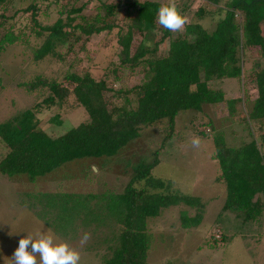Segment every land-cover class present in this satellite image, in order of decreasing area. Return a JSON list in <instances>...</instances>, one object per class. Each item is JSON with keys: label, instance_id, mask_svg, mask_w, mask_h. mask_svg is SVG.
I'll list each match as a JSON object with an SVG mask.
<instances>
[{"label": "trees", "instance_id": "trees-1", "mask_svg": "<svg viewBox=\"0 0 264 264\" xmlns=\"http://www.w3.org/2000/svg\"><path fill=\"white\" fill-rule=\"evenodd\" d=\"M11 1L0 0V50L20 38L12 32L13 24H4L5 11ZM202 1L214 8L209 9L206 3L198 5L183 30L178 32L169 31L158 23V9L168 2L101 1L102 14L98 11L91 17L81 15L83 4L70 6L63 11V18L57 17L43 25L37 20L36 5L30 2L22 11L29 12V33L40 40L33 52L35 61L47 55L62 58L56 48L63 47L67 52L82 36L87 38L115 28L118 64L136 70L140 80L127 89L114 90L104 79H95L89 72L67 69L61 80L35 75L21 83L27 92H41L42 98L0 122V142L5 148L0 157V175L7 178L25 175L32 182L76 159H83L82 163L77 162L80 173H93L91 166L98 170L101 162L117 156L138 138L143 127L165 121L162 139L165 140L172 137L176 116L186 110L200 111L203 105L222 102L228 115L234 116L236 104L242 100L224 98L217 84L224 79L240 80L243 84L247 78L253 83L256 96L240 121L247 126L257 123V127H261L264 66H260L258 60L264 59V0ZM175 4L185 16L187 4ZM121 9V23L116 25L111 18ZM213 14L219 15L213 27L204 28L201 21ZM134 34L139 36L136 42ZM165 42L166 48L161 52L160 46ZM70 99L82 109L85 118L61 134L48 135L40 127L37 115L60 107ZM50 120L60 123L56 115ZM196 134L212 141L216 180L224 190L221 211L232 214L242 224L256 221L263 211L259 196L264 195V151L261 150L264 131L259 133V143L252 137L234 147L226 144L221 132L213 131L210 136L198 130ZM157 153L153 150L128 165V178L120 192L92 194L91 197L86 194L91 200L98 196L103 200L104 216L116 226L110 237L112 245L107 246L109 254L102 256L99 264H150L146 261L151 239L147 232L148 219L157 217L171 205L181 202L192 205V196L174 193L169 183L152 174V169L160 163ZM70 193L55 192L63 195L64 203ZM75 194L79 197H73L74 207L77 203L82 205L81 195ZM41 198L53 203L57 200L46 193H42ZM82 208L76 213L77 217ZM199 217L194 214L183 218L182 227L196 226ZM101 218L102 212L99 223Z\"/></svg>", "mask_w": 264, "mask_h": 264}, {"label": "rangeland", "instance_id": "rangeland-1", "mask_svg": "<svg viewBox=\"0 0 264 264\" xmlns=\"http://www.w3.org/2000/svg\"><path fill=\"white\" fill-rule=\"evenodd\" d=\"M101 1L114 3L116 0L11 1L5 11L7 19L4 24L5 26L13 24L12 32L20 38L14 43L5 44L0 50V122L32 106L42 98L41 92H27L20 86L35 75L61 80L62 74L67 69L77 73L86 71L95 79H104L114 90L127 89L139 82L140 75L136 70L120 67L118 64L115 28L87 38L82 36V40L75 43L67 52L63 47L56 48V52L62 55V58L47 55L38 61L33 59L34 49L39 46L40 40L29 33V12L22 11L30 2L36 5L37 20L43 25L52 23L57 17L63 18V11L70 6L83 4L80 13L84 17H91L98 11L102 14L99 8ZM157 1L169 2V0ZM174 2L187 4L188 11L184 16L187 22L198 5L206 3L209 9L214 8V5L202 0H174ZM121 13L122 9L111 18L112 20L114 18L116 25L121 23ZM218 16L213 14L205 17L201 21L202 26L211 29ZM262 29L264 33V24ZM138 38L139 36L134 34L133 41L136 42ZM165 48L166 42L160 46V51L163 52ZM258 64L264 66V59L258 60ZM62 83L67 85L66 82ZM217 84L225 91V99L238 97L242 100L236 104L234 116L228 115L226 106L222 102L203 105L200 111L186 110L176 116L172 137L165 140H162L165 121L143 127L139 131L138 138L131 141L117 156L106 163L101 162L98 170L91 166L93 173L85 172L84 169L80 173L77 162L82 163L83 159H76L64 163L32 182L28 181L25 175H14L10 178L0 175V264H13L12 256L19 240L28 234L33 235L34 238L37 234L51 235L55 242H66L80 253L79 264H99L101 257L109 254L107 246L112 245L110 237L116 226L109 217L104 216L106 212L103 208V200H100L99 196L91 200L89 196L120 192L128 178L129 164L144 154L157 150L160 163L152 169V174L169 183V189L174 193L192 196L193 192L182 191L181 186L189 185L190 181L199 178L201 173L204 175L217 173L216 160L211 158L213 146L211 138L197 135L198 130L210 136L213 131L221 132L229 146L239 145L252 137L259 143V133L264 131V122L258 128L257 123H250L247 126L240 121L245 115L246 108L256 96L253 83L245 78L243 84L240 80H236L232 85L224 81ZM53 115L58 117L59 124L50 120ZM37 117L40 127L48 135L56 136L83 121L85 114L70 99L60 107L41 111ZM194 136L200 138L201 143L198 148L192 147L190 143ZM261 150L264 151V147ZM4 151L5 148L0 142V157ZM65 164L69 165L65 166ZM207 188L213 190L209 186ZM58 191L71 192V196H67L64 203L63 195L55 194ZM42 193L52 195L54 199L57 197V200L54 203L47 199L42 201ZM75 193L81 195L82 205L77 203L78 206L74 207L73 197H79ZM86 194L89 196L86 197ZM193 196L191 206L196 209H192L190 205L187 207L181 202L182 204L177 206L163 209L157 217L148 219L147 232L151 239L146 255L147 262L150 264H253V258L259 259L264 252V195L259 196L263 204L261 215L256 221L246 224L240 223V220L230 213H225L226 220L222 213L220 216L216 214L218 210L216 211L215 208L205 211V205L203 209L199 207L202 201L195 194ZM85 198L87 201L84 200ZM81 206H83L82 212L77 217L76 213ZM101 212L102 218L99 223ZM187 213L189 216L194 214L200 216L196 226L182 227L185 222L182 219L188 216ZM207 213L208 215L205 216ZM211 217H215L212 219H216L215 223L210 220ZM260 220L263 221L261 226ZM86 232L90 234V239L82 245L81 238Z\"/></svg>", "mask_w": 264, "mask_h": 264}, {"label": "clouds", "instance_id": "clouds-1", "mask_svg": "<svg viewBox=\"0 0 264 264\" xmlns=\"http://www.w3.org/2000/svg\"><path fill=\"white\" fill-rule=\"evenodd\" d=\"M157 19L163 28L178 32L183 30L186 18L180 13L174 0L162 4L158 9ZM192 147L200 146V138L193 137L190 140ZM90 239L89 233H84L81 244H85ZM79 264L80 253L69 246L66 242H55L53 236L28 234L19 240L18 247L15 249L12 261L13 264Z\"/></svg>", "mask_w": 264, "mask_h": 264}, {"label": "crops", "instance_id": "crops-1", "mask_svg": "<svg viewBox=\"0 0 264 264\" xmlns=\"http://www.w3.org/2000/svg\"><path fill=\"white\" fill-rule=\"evenodd\" d=\"M221 81L226 82L228 85H232L233 83H235L236 80L230 78V79H224V80H221ZM222 88H223V83H222ZM221 90H222V92L225 95V91L223 89H221ZM235 146H237V145H235ZM211 158L213 160V146H212ZM217 175H218V173H209L208 175H204L203 173H201V175L199 176V178L196 176L197 177V178H195L196 180L190 181L189 185L181 186L180 189L182 191L185 190V191L193 192V194H195V196H198V198L202 201L199 204V207H202V209H203V206L205 205L204 206L205 211H210V209L215 208L216 211L218 210V213H216V214H218L220 216L221 213H222L223 216L225 217V219L227 220V218H226L227 216L225 215V213H228V212H226V211L225 212H222L221 211V207H222L223 200H224V190H223V186H222L221 182H219V181L216 180ZM208 186L211 187V188H213V190L208 189L207 188ZM193 194H192V196H193ZM179 204H182V203H178V204L171 205V206H177ZM184 205H186L187 207L189 206L187 204H184ZM171 206H169V207H171ZM191 207H192V209L193 208L196 209V207H194V206H191ZM207 215H208V213L205 214V216H207ZM192 216H189V214H188L187 217L191 218ZM213 218H215V217H211L210 220H212ZM212 222L215 223L216 222V219L212 220ZM259 222H260L259 224L261 226V223L263 221L260 220ZM218 223L221 224V222H218ZM226 231H228V229H226ZM252 262H253V264H264V252L259 256V259L258 260H255L253 258L252 259Z\"/></svg>", "mask_w": 264, "mask_h": 264}]
</instances>
